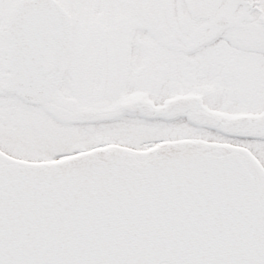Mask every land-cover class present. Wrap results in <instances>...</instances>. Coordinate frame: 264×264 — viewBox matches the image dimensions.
I'll return each mask as SVG.
<instances>
[{
    "label": "snow or ice",
    "instance_id": "6c2138e0",
    "mask_svg": "<svg viewBox=\"0 0 264 264\" xmlns=\"http://www.w3.org/2000/svg\"><path fill=\"white\" fill-rule=\"evenodd\" d=\"M0 264H264V0H0Z\"/></svg>",
    "mask_w": 264,
    "mask_h": 264
}]
</instances>
